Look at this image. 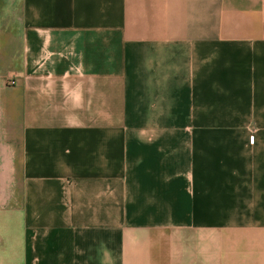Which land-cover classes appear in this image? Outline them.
<instances>
[{
    "label": "crops",
    "instance_id": "crops-1",
    "mask_svg": "<svg viewBox=\"0 0 264 264\" xmlns=\"http://www.w3.org/2000/svg\"><path fill=\"white\" fill-rule=\"evenodd\" d=\"M0 264H264V0H0Z\"/></svg>",
    "mask_w": 264,
    "mask_h": 264
}]
</instances>
